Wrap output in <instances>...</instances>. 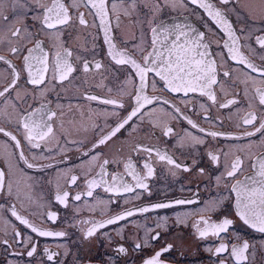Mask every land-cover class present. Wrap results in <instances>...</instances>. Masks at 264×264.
I'll list each match as a JSON object with an SVG mask.
<instances>
[{"label": "flooded vegetation", "instance_id": "af4514ba", "mask_svg": "<svg viewBox=\"0 0 264 264\" xmlns=\"http://www.w3.org/2000/svg\"><path fill=\"white\" fill-rule=\"evenodd\" d=\"M109 2L119 3V0ZM214 3L236 29L241 53L258 67L264 65V59H261L264 49L256 42L257 37L264 38V0H232L227 5L214 0ZM155 5L156 0H139L131 15H120L118 27L115 16H112L114 42L119 49L127 47L128 51H133L135 59L142 62L140 50L151 51L149 21L162 20L166 24L187 21L193 24L205 33V40L210 44L209 51L216 61L217 84L212 88L215 102L199 93L184 96L169 92L159 77L150 74L151 80L158 83L155 88H146L145 95L158 99L146 105L138 117H133L111 140L93 152V144L115 129L134 109L140 81L134 69L128 65H117L109 57L99 17L90 14L89 8L81 5L79 12L84 13L87 26L79 25L73 13L74 27L67 28L59 36L60 50L67 48L72 51L69 60L74 62L76 70L62 84L50 82L44 97L39 92L32 94V85L25 83L27 74L22 72L17 87H23L35 99L29 98L25 92L21 93L19 100L13 97L20 110H31L30 105L35 108L48 102L51 110L57 113L51 122L56 141L42 144L38 149L31 148L23 138L22 129L17 127L16 110L10 105L0 104V127L16 136L22 144L21 149H16L15 142L0 133V170L8 173L7 181L12 185L10 194L0 192V264H143L166 243L174 244V248L161 257L165 264H216L222 257L212 255L209 248L214 251L220 243L240 244L243 241L252 246L248 264H264V234L249 229L239 220L235 210V193L230 191L234 179L243 180L253 171L251 164L254 158L264 154V135L257 132L254 136H245L249 131L255 132L264 122V106L259 104L255 92L256 88L264 89V76L230 58L228 49L223 46L227 36L202 9L195 5L164 7L154 16ZM39 11L35 0H5L0 6V15L7 16L9 20L15 18L13 28L28 29L25 35L39 30V22L34 18ZM9 37L8 32H0V38L5 41L0 45V55H9ZM40 39L51 47L49 37L43 32ZM25 45L24 55L33 43L25 39L21 41V46ZM10 58L18 68H22V56ZM85 61L90 65L87 72L82 68ZM96 63L101 64L99 69L95 68ZM0 72L3 73L0 76L2 90L11 75L2 62ZM225 72L230 75L225 77ZM88 96L98 99L89 100ZM103 99L119 100L123 107L104 104L101 102ZM165 100L170 103L165 104ZM232 100L238 103L219 107ZM9 111L13 113L12 117L7 116ZM249 112L257 117L253 124L243 122ZM189 120L198 127L192 128ZM165 127L173 130L168 136L163 134ZM207 132L243 138H213ZM193 136L202 139L203 143L197 144ZM138 145L166 152L177 162L188 165L190 170H177L159 161L155 152L149 160L147 152L134 151ZM20 151L29 163L36 165L35 168H27L20 159ZM85 152L88 155H84ZM97 153L98 158L92 160L91 157ZM209 153L220 157L218 164L211 160ZM236 156L244 160V165L237 177L230 180L222 174ZM105 159L116 161L106 166L109 175L105 179L109 183L115 173L123 174L128 183H135L124 168L129 160L142 175L147 171L144 163H151L154 174L145 181L148 189L137 188L135 192L116 195L98 187L89 197L86 181L99 179L97 173ZM201 168L204 169L203 174L199 172ZM72 176L77 177L75 184L71 183ZM217 177H220L219 183ZM65 191L69 193L67 206L56 200L57 193ZM77 194L81 195L79 201L74 199ZM194 198L199 203H174ZM210 200H219L216 210L202 212L201 209ZM159 203H171L172 206L155 209L153 206ZM141 208H148L149 211L141 212ZM13 210L38 229L65 232L66 235L40 236L17 220L12 215ZM125 211L135 214L118 223L107 224L92 237L86 238L87 230L94 224L106 222ZM49 215H54L56 219H49ZM200 215L210 216L213 221H221L225 217L232 219L233 226L228 233L222 234L228 238L199 239L193 225ZM178 218L181 223L177 222ZM158 224L160 227H157ZM16 232L20 233L19 237L15 236ZM156 232L160 233V239L152 241V247L135 248L137 242ZM33 246L36 252L29 257L27 252ZM119 246L127 250L126 254L117 251ZM45 249L53 254V260L47 259ZM227 256V253L223 254V257ZM225 264H234V261L229 258Z\"/></svg>", "mask_w": 264, "mask_h": 264}, {"label": "snow or ice", "instance_id": "6c2138e0", "mask_svg": "<svg viewBox=\"0 0 264 264\" xmlns=\"http://www.w3.org/2000/svg\"><path fill=\"white\" fill-rule=\"evenodd\" d=\"M5 0H0V6L4 4ZM139 0H119L117 2H109V0H35L39 14L34 17L39 22V30L28 33V29H21L20 27L13 28L12 25L15 22L9 20L5 15H0V32H8L10 34L7 40L8 56L0 55V62L7 66V70L11 75V79L7 82V86L0 90V104L5 106H11L15 109V119L17 127L22 129V135L27 144L33 148L38 149L43 145H49L53 141H56V135L51 123L57 116L55 111H52L45 101L41 103L39 107L32 108L31 110H20L17 104L14 102L13 97L16 100L21 99V93L25 92L23 87H17L21 80L22 72L27 74L26 84L32 85V94L39 92L41 97H44L45 93L49 89L50 82H56V84H62L65 80H68L71 74L76 70L74 62H70L69 58L72 56V51L65 48L61 51L62 44L59 41V36L69 27H74L72 23L73 13L76 14V19L79 25L87 26V21L84 18V13L79 12L81 5H85L89 8V13L95 17H99L100 24L103 26L104 39L108 45L107 54L117 65H128L135 70L136 75L139 77V90L135 94V107L121 123L117 125L110 133L101 136L96 141L92 150L105 145L117 132L122 129L133 117H138V114L146 106L154 102L155 99L148 95H145V90L148 87L155 88L157 81L151 80L150 74L159 77V81L163 82L164 88L169 92L183 94L188 96L189 93H199L201 96H207L209 100L215 102L216 97L212 91L213 85L217 84V66L214 59V54L209 51L210 44L205 40V33L195 27L193 24L187 21L183 23L166 24L164 21H149V31L151 33L150 45L151 51L147 49H141V61L138 62L135 59V53L125 49H119L112 37V23L111 18L115 16L116 27L120 23V15H131L135 10L136 4ZM232 0H218L219 4L227 5ZM127 5V6H124ZM188 5H195L198 9H202L207 15L208 19L213 22L224 34L227 36V40L223 42V46L228 49L230 58L235 60L238 64L244 65L251 69L252 72L259 73L260 76H264V65L257 66L250 59H248L240 51L239 39L240 37L236 33V29L232 23L225 16L224 12L216 6L214 0H156L155 9L153 15L164 7H187ZM94 10V12H92ZM7 21V23H3ZM43 32L51 41V47L45 44L40 39V33ZM162 37V38H161ZM27 39L33 43V47L27 48V54L24 55L25 46H21V41ZM256 42L264 49V38L257 37ZM3 38H0V45L4 44ZM23 58L22 68H18L12 58ZM264 59V55L261 56ZM101 64L96 63L95 68L99 69ZM85 72L90 70L89 62L85 61L82 65ZM3 73L0 72V76ZM225 77L229 76V72L223 73ZM255 79V78H253ZM47 81V82H46ZM43 86V87H41ZM255 92L258 96L259 104L264 106V89L256 88ZM25 92L29 98L35 99V96ZM247 95V93H245ZM89 100H97L98 97L88 96ZM104 104L115 105L117 107H123L121 102L116 99H103ZM165 104H169L170 101L165 100ZM238 101L232 100L225 104L219 105V107H229L231 104H236ZM8 117H12L13 113L9 111ZM257 117L254 113L249 112L244 117L245 124H253ZM192 128H197V124L191 120L188 121ZM172 128L165 127L163 134L168 136L172 132ZM200 131H204L200 129ZM260 132L264 135V122L260 123L255 132L249 131L245 133V136L251 137ZM0 133L9 137L15 142V148L21 149L22 144L16 136L11 135L3 127H0ZM207 135L213 138L221 136L231 139H242L243 137H233L227 133L207 132ZM192 139L197 143H203V140L195 136ZM143 150L149 154V160L153 152L156 153L158 160L165 162L167 165L172 166L177 170L189 171L188 165L177 162L171 155L166 152H161L155 148H145L143 146H137L134 151ZM84 155H88L87 152ZM20 159L27 166L28 169L35 168L36 165L29 163L24 157L23 151L19 153ZM99 154H95L91 157L92 160H96ZM209 156L213 162L219 163L220 157L217 154L209 153ZM116 161L105 159L100 164V172L97 173L99 179L93 178L87 180V195L91 197L93 195V189L103 187L105 192H111L116 195L121 193L135 192L137 188L147 190L148 184L145 181L153 176L154 167L151 163L145 162L143 167L146 169V174H141L137 171L136 167L129 160L124 164L125 171L135 181L134 184L128 183L124 179V175L121 173H115L111 176V182L105 179L108 176L106 166L109 163H115ZM244 165V160L240 156H236L235 159L227 166V170L222 175L232 180L237 177V174L241 172ZM253 173L250 176H246L243 180L238 178L234 179L231 183L230 191L235 193V210L239 220L243 222L249 229L254 230L257 233L264 234V154L254 158V162L251 164ZM38 170H42L38 169ZM201 174L204 173V169H199ZM8 173L4 170H0V192L7 191L9 194L12 190V185L7 181ZM77 180L76 176L71 177V183L75 184ZM220 177H217V183H219ZM69 193L67 191L63 193H57L56 200L67 206V199ZM79 201L81 195L77 194L74 197ZM178 205L199 203L198 199L190 200H177L174 202ZM219 204V200H210L203 209L202 212L215 211ZM171 203H159L154 205L155 209L171 207ZM139 211L147 212L148 208H141ZM133 211H125L122 214H117L115 217L109 218L106 222L94 224L86 232V238L92 237L99 228L105 227L107 224L118 223L120 220L127 219L133 216ZM12 215L20 220L22 224L31 227L33 232H36L40 236H56L63 237L65 232H51L38 229L34 225L21 218L13 210ZM49 219L55 220L54 215H49ZM178 223L182 221L178 218ZM234 221L230 218H223L221 221H213L210 216L200 215L199 220L194 223L197 237L201 240L213 237L219 240H225L228 237L222 236V234L228 233L229 229L233 226ZM157 227H160L158 224ZM16 237L20 236L19 232L15 233ZM160 233L156 232L154 235L146 236L142 242L135 244L136 249L152 247V241L159 240ZM7 244V241H4ZM252 247L247 241H243L240 244L237 243H220L218 247L213 251L211 248L208 251L214 256L222 257L216 262V264H225L227 259H232L234 264H248L249 261V249ZM174 244L166 243L159 250L155 251L148 258H146L143 264H165V261L161 257L166 253L172 252ZM117 251L122 254H126L127 250L123 246H119ZM36 252V248L33 246L28 252L27 256L32 257ZM47 259L53 260L54 256L48 252ZM227 253V257H223V254Z\"/></svg>", "mask_w": 264, "mask_h": 264}, {"label": "water", "instance_id": "95a60500", "mask_svg": "<svg viewBox=\"0 0 264 264\" xmlns=\"http://www.w3.org/2000/svg\"><path fill=\"white\" fill-rule=\"evenodd\" d=\"M252 173H253V171H252V172H249L247 175H245V177H246V176H250V175H252ZM245 177H244V178H245ZM244 178H243V179H244Z\"/></svg>", "mask_w": 264, "mask_h": 264}]
</instances>
